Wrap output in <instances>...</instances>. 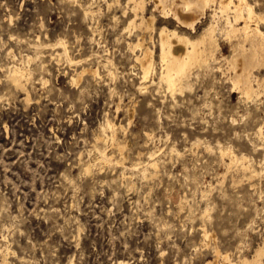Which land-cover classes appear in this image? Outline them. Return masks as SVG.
Listing matches in <instances>:
<instances>
[{
	"label": "rangeland",
	"instance_id": "1",
	"mask_svg": "<svg viewBox=\"0 0 264 264\" xmlns=\"http://www.w3.org/2000/svg\"><path fill=\"white\" fill-rule=\"evenodd\" d=\"M248 1L264 14V0ZM126 2L0 0V264H227L216 250L237 264L264 243V62L247 100L232 80L239 48L219 34L216 62L171 94L156 76L157 31L194 38L211 10L193 32L146 0L149 33L127 28ZM141 37L156 66L145 91ZM14 67L23 88L9 82ZM150 154L155 168H133Z\"/></svg>",
	"mask_w": 264,
	"mask_h": 264
},
{
	"label": "bare ground",
	"instance_id": "2",
	"mask_svg": "<svg viewBox=\"0 0 264 264\" xmlns=\"http://www.w3.org/2000/svg\"><path fill=\"white\" fill-rule=\"evenodd\" d=\"M126 3V5L130 7V11L133 14L127 28H141L144 29L145 32L147 31L151 33V31L154 29L156 17L153 14L149 16L144 15V11L147 5L146 0H127ZM151 5H154L153 7L162 13L161 15H163V18L173 17V19L176 20L183 28L191 29L193 30V32L195 29V24L199 22V20L204 16L205 10H211L210 23H208V25L205 26L202 31L198 33V35L194 38H190L184 33H179L175 29L169 30L166 27H161L158 29L157 42L159 46L160 63V70L159 73L157 71L158 75H156L158 77V84H164L166 89L169 90L171 94H174L175 92H182L184 89H190L192 86L189 82L190 74H192L190 70L193 67H200L205 69L210 67L212 65L211 63L216 62L214 55L220 47L217 43V35L221 34L225 35V39H228V42L231 43V45L232 41L235 40L236 42L234 41L233 43L234 47L239 48L240 51L239 53L237 52L238 54L232 57L231 61V67L235 72V76H232L234 77L232 79L233 85L240 88V96L244 97L247 100L253 97L252 95L253 93H256V91L251 83V81H253L252 79L254 78H252V68L255 63L260 64L264 62V32L261 30V24L264 22V14L257 13L253 4L249 3L248 0H180L177 3L175 2V0H153V4L151 2ZM92 13V11H86L85 15H89ZM137 17H139L138 23H136L135 21ZM220 18L222 19V28H220ZM149 38H151V36H149ZM62 43L63 42L60 41V43L58 44L60 45ZM246 44H249L248 49H245ZM133 47H139L141 50V53L136 56L135 60L138 62L141 69L140 77L142 81L140 83L139 89L145 91L146 87L144 85V82L154 73L156 74V66L154 67L155 62L153 58V50L147 45L143 37H141ZM62 55L63 58H68L64 57V55L68 56L66 49L63 50ZM68 59L70 62H72V64H76L80 61H76L71 58ZM226 60L228 59L226 58ZM108 63L109 62L106 61V63L104 64ZM84 71L96 73L95 70L92 71L90 69H85L82 72ZM8 77L9 82L18 88H23V82L27 78L26 71L23 67L11 68ZM79 79L80 74L77 76L76 81H78ZM105 123V128L111 130L112 133L110 136L104 137H107V140L110 141L111 144L115 145V147L121 152L123 147L119 143L116 144V139L113 132V130L115 129V125L110 121H106ZM261 131L259 128L257 130V134H260ZM98 140L99 138L97 137L96 141ZM105 140L106 138L103 140L104 143ZM97 151H99V149ZM98 153H100V151ZM223 153L229 156L230 165L238 163L239 166L241 165L242 169L246 168L243 166L247 159H245L243 156H236L228 148L227 150L223 151ZM100 158L105 162L111 160L110 157L105 153V151L101 152ZM132 166L136 169L137 167H141L144 172L148 168H155L156 162L152 158V154H150L148 156V160L134 163L132 164ZM248 167L249 166H247V168ZM202 236L204 238L209 237L206 230L202 231ZM215 253L217 257H221L222 260L227 264H232L229 261L227 254L221 255L217 250L215 251ZM262 256H264V243L262 246L258 247L255 250V254L251 259L244 257L237 264H262L259 261ZM118 264L122 263L119 262Z\"/></svg>",
	"mask_w": 264,
	"mask_h": 264
}]
</instances>
